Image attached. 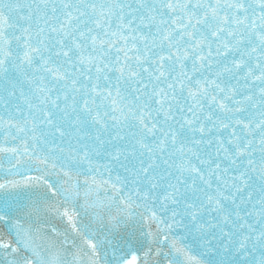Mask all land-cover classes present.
Here are the masks:
<instances>
[{"label":"snow or ice","instance_id":"6c2138e0","mask_svg":"<svg viewBox=\"0 0 264 264\" xmlns=\"http://www.w3.org/2000/svg\"><path fill=\"white\" fill-rule=\"evenodd\" d=\"M0 264H264V0H0Z\"/></svg>","mask_w":264,"mask_h":264}]
</instances>
